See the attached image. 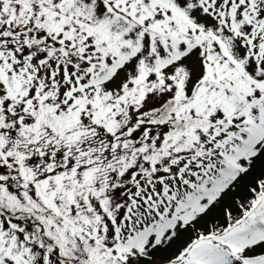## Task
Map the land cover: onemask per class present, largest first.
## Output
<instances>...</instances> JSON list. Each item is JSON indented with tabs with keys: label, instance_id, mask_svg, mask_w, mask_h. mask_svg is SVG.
<instances>
[{
	"label": "snow or ice",
	"instance_id": "obj_1",
	"mask_svg": "<svg viewBox=\"0 0 264 264\" xmlns=\"http://www.w3.org/2000/svg\"><path fill=\"white\" fill-rule=\"evenodd\" d=\"M0 264H264V0H0Z\"/></svg>",
	"mask_w": 264,
	"mask_h": 264
}]
</instances>
